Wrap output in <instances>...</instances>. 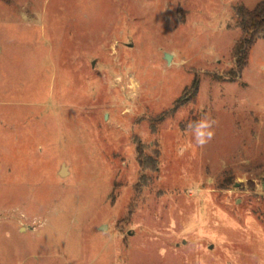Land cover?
Segmentation results:
<instances>
[{
  "label": "rangeland",
  "instance_id": "obj_1",
  "mask_svg": "<svg viewBox=\"0 0 264 264\" xmlns=\"http://www.w3.org/2000/svg\"><path fill=\"white\" fill-rule=\"evenodd\" d=\"M261 1L0 0V264H264Z\"/></svg>",
  "mask_w": 264,
  "mask_h": 264
},
{
  "label": "trees",
  "instance_id": "obj_2",
  "mask_svg": "<svg viewBox=\"0 0 264 264\" xmlns=\"http://www.w3.org/2000/svg\"><path fill=\"white\" fill-rule=\"evenodd\" d=\"M242 31L245 36L236 47V68L238 73H241L248 63V54L264 32V0L259 2L253 9H242ZM196 86V83H194ZM139 162L144 166L143 153L139 152ZM148 167L157 171L158 166L150 163Z\"/></svg>",
  "mask_w": 264,
  "mask_h": 264
},
{
  "label": "clouds",
  "instance_id": "obj_3",
  "mask_svg": "<svg viewBox=\"0 0 264 264\" xmlns=\"http://www.w3.org/2000/svg\"><path fill=\"white\" fill-rule=\"evenodd\" d=\"M212 121L203 118L196 124L195 136L198 144L203 145L207 140L211 139L213 132L210 130L212 127ZM191 127V125H189Z\"/></svg>",
  "mask_w": 264,
  "mask_h": 264
},
{
  "label": "water",
  "instance_id": "obj_4",
  "mask_svg": "<svg viewBox=\"0 0 264 264\" xmlns=\"http://www.w3.org/2000/svg\"><path fill=\"white\" fill-rule=\"evenodd\" d=\"M165 58L169 61L170 60V55L169 54H165ZM67 169H66V167L64 166L63 167V169H62V171H61V174L62 175H65L66 174V171Z\"/></svg>",
  "mask_w": 264,
  "mask_h": 264
}]
</instances>
